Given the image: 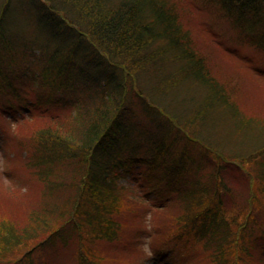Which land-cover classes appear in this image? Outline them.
<instances>
[{
	"label": "trees",
	"instance_id": "trees-1",
	"mask_svg": "<svg viewBox=\"0 0 264 264\" xmlns=\"http://www.w3.org/2000/svg\"><path fill=\"white\" fill-rule=\"evenodd\" d=\"M20 2L17 0L18 5ZM11 3L12 0H0V97H4V94L14 97L15 92L20 91L17 83H14L10 56L17 37L15 33L6 32V15ZM58 3L62 6L56 5ZM199 3L202 7H208V10L210 7L219 9L217 21L230 22L242 35L264 46V0H200ZM34 5L36 7L33 12L39 15V23H35L33 32L36 34L45 31L53 39H59V43L50 46L48 55H45L46 49L39 47L41 63L43 62L41 77L33 86L50 87L53 93L49 102H60L72 108L74 114H84L105 103L113 106V110L103 113L98 122L89 124L85 130L83 128L85 140L81 144L86 148L83 155L73 154L70 150L68 153L61 152L59 141L65 142L69 147L74 139L71 134L58 140V135L51 138L48 130L43 131L40 141H34L32 158L26 156L29 150L26 151L25 146L21 147L20 140L14 146L9 141L10 149L18 147L21 150L19 156L33 160L38 170L51 171L54 160H75L76 156L81 157L76 160L85 162L82 164L83 172L77 180L78 187L73 194L68 215L65 218L63 216L60 224L27 249L34 253L44 247L56 245L50 250L51 263L54 264L53 259L66 256L65 249L68 247L73 255L67 264H101L96 249L91 246L88 248L87 244L99 240L106 248H111L119 243V231L122 227L120 217L132 219L135 215L124 213L120 209L125 203V186L119 181L124 176L125 168L128 169L133 163L146 158L140 154L141 147L146 153L153 149V143L163 141L161 139L166 130L167 134L181 138L189 148L204 150L212 156L210 159L213 166L207 184L210 189L217 188V195L229 194L219 184L223 171L243 173L240 175L243 181L240 187L248 188L246 206H239L240 201L245 198L239 195L236 199L232 195L219 197L220 200L213 202L208 200V196L202 198L198 192L199 184L196 183L193 188L195 181L188 187L184 185V190L180 186L177 189L168 187L169 190L164 195L167 197L175 194L184 200L181 195L196 194L195 199H199H192L190 208L193 209L192 217L197 216L201 227H198L194 236L200 235V244L208 247L212 256L211 264H241L236 257L232 258V246L240 241L248 242L253 233V239H256L264 232L260 222L252 224L246 219L250 213L247 210L248 203L250 207L252 200L257 195H262L264 188V129L260 131L261 128H258L255 134L247 122L239 126L237 113L225 93L218 88L217 81L212 82L213 78L206 71L202 59L193 52L191 40L183 32L174 9L164 0H37ZM69 13L80 18L84 27L70 18ZM13 17L19 18L15 13ZM18 21L24 24L23 19ZM11 27L13 30L14 27ZM44 43H49L47 37ZM75 52L81 56L82 64L70 65L71 56ZM131 66H134L133 70L136 72L130 69ZM2 67L8 70L2 72ZM181 77L182 83L186 81V85L182 89H172L173 94L166 98L162 87L166 88L168 81L170 84L174 78L179 80ZM145 82L149 89H144L142 83ZM75 87L82 93L78 99L69 101L66 96H61V89L71 90ZM129 95L137 97L138 103L146 108V112L143 111L145 115L138 114L128 104ZM198 104L200 111L196 110ZM10 107L5 102L0 103L1 128L2 124H6L4 117L13 110ZM168 108L186 120L198 112L200 117H204L206 126H211L215 133L223 134L218 136L221 139H216L221 149L230 146V152L233 148V153L246 156L229 157L204 143L182 125L179 117ZM216 114L220 115L215 117ZM212 116L220 119L217 127L210 120ZM188 149L179 152L181 157L176 159L178 161H172L174 168L166 169L164 166V171L171 174V177L178 174L176 170L189 165L183 164V160L189 159L186 155ZM174 153L176 152H173L172 159L175 157ZM149 155L147 159L152 160ZM255 157L258 158L256 163L260 160L261 167L256 174L249 169L246 161ZM229 198L232 208L230 202V208L226 211L221 210L214 215L207 213L211 219L201 210L204 205ZM259 202L260 200L258 204ZM170 227L164 230L167 234ZM180 231L181 235L184 234L182 227Z\"/></svg>",
	"mask_w": 264,
	"mask_h": 264
},
{
	"label": "rangeland",
	"instance_id": "rangeland-1",
	"mask_svg": "<svg viewBox=\"0 0 264 264\" xmlns=\"http://www.w3.org/2000/svg\"><path fill=\"white\" fill-rule=\"evenodd\" d=\"M20 1L18 5L17 0H12L8 9L9 13L6 15V32L7 34L15 33L17 37L12 45L13 52L10 56L14 83H17L20 91L17 90L14 97L6 94L0 97V103L5 102V105L11 106L9 109H13L4 117L6 124L0 127V264H52L50 250L56 245L44 247L34 253H31L32 251L27 247L35 244L45 233L60 224L63 216L65 218L68 215L74 198L73 194L78 187L77 180L83 172L82 164L85 162L76 160L78 158L76 156L75 160H54V168L51 171L38 170L33 160H26V156L31 158L34 156V141H40V135L45 130L49 131L51 138L58 135V140L71 134L74 139L69 147L65 142L59 141L62 146L61 152L68 153L70 150L73 154L83 155L86 151L81 144L85 140L82 135L83 128L85 130L89 124L98 122L101 115L107 113L113 106L105 103L97 109H89L84 114H74L72 108L60 102H49L53 93L50 87L33 86L40 81L41 77L43 62L41 63L39 47L46 49L45 55H48L50 46L58 45L59 39H53L45 31L35 34L33 27L35 23H39V15L34 13V7H36L34 4L37 0ZM164 1L174 9L173 12L183 32L191 40L193 52L204 62L206 71L213 78L212 82L217 81L218 88L225 93L233 106L238 115L239 126L247 122L251 126L250 130L255 134L258 128H261L260 131L264 129V46L242 35L241 31L230 22L217 21L219 9L210 7L208 10V7L200 5V0ZM56 5L62 6L59 3ZM12 11L19 17L18 19H14ZM69 15L83 26L80 18L72 13ZM21 19L24 24L18 21ZM11 26L14 27L13 30ZM45 37L49 41L47 44L44 43ZM102 47L107 50L104 44ZM71 61L70 65L82 64L81 56L76 55V52L72 54ZM130 69L135 68L131 66ZM7 70L8 68L2 67V72ZM182 81L183 77L179 80L174 78L170 84L168 81L167 87H164L165 89L162 87L165 97L173 94L172 89H182V86L186 85V81L183 83ZM142 84L145 90L149 89L146 82ZM60 94L66 96L69 101L78 99L82 95L77 87L71 90L61 89ZM86 101L87 97L84 102ZM127 102L138 114L146 112V108L144 109L138 103L137 97L129 95ZM199 107L198 104L197 111L201 110ZM169 110L179 117L182 125L214 149L229 157L246 156V154L233 153V148L230 152V146H224L225 149H221L217 140L221 139L222 137L218 138V136L223 134L215 133L211 126H206L204 117H200L198 112L186 120L181 119L175 111H172L173 109ZM218 115L220 114H216L215 117ZM215 117H210V120L217 127L220 119ZM229 125L232 128L231 124ZM18 140L22 143L21 147L25 146L26 151L29 150L24 157L19 156L21 150L18 147L10 149L9 141L14 146ZM161 140L163 141L153 143L152 148H154H150L151 150L147 153L141 147L140 154L146 158L133 163L128 169L125 168L124 176L119 181L125 186V188L122 187L125 203L120 209L129 215L135 214L132 219L120 217L122 227L119 231V243L111 247L114 249L106 248L105 244L99 240L93 241V244H87L88 248L91 246L94 250L96 249L101 264L212 263L208 247L200 244V235L194 236L198 227H201L197 216L192 217L193 209L190 208V203L192 199H195L196 194L181 195L184 200L175 194L165 197L168 187L177 189V186H180L184 190L195 181L193 188L196 187V183L199 184L198 192L202 198L208 196V200L213 202L219 197L232 195L236 199L239 195V197H245L240 201L239 206H246L248 188L240 187L243 182L240 175L243 173L223 171L219 184L225 187L229 194L217 195V188L210 189L207 184L213 166L212 156L209 153L201 149L189 148L181 138L167 134L166 130ZM187 149L186 155L189 159L183 160V164L189 165L178 169L179 171L176 170L179 175L171 177V174L164 171V166L166 169L174 168L172 161H178L176 159L181 157L179 152H183L182 150L185 152ZM174 151L176 153L172 159ZM148 155L152 160L147 159ZM255 158L243 160L248 162L249 169L256 174L261 167L260 160L256 163L255 160L258 158ZM258 200H260L259 204ZM252 201L250 207L248 203L247 210H250V213L246 219H249L252 224L260 222L264 231V223H262L264 210L261 208H264V188L262 195H257ZM230 202V198L224 199L219 203L204 205L201 210L208 217L207 213L214 215L221 210H228ZM168 226H171L169 234L164 231ZM181 227L184 233L182 235ZM253 236L248 242L240 241L239 244L232 246L231 256L240 260L241 264H264V232L256 239H253ZM65 250L66 256L53 259L54 264L70 262L73 254H70V248L67 247Z\"/></svg>",
	"mask_w": 264,
	"mask_h": 264
}]
</instances>
